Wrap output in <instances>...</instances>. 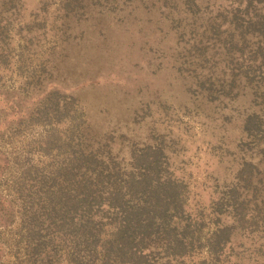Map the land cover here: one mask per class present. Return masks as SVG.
Returning a JSON list of instances; mask_svg holds the SVG:
<instances>
[{"label": "trees", "instance_id": "obj_1", "mask_svg": "<svg viewBox=\"0 0 264 264\" xmlns=\"http://www.w3.org/2000/svg\"><path fill=\"white\" fill-rule=\"evenodd\" d=\"M19 1L0 0V22ZM74 2L80 1L62 6L69 13ZM136 7L154 9L157 31L168 24L177 37L174 63L189 93L216 110L228 108L223 121L234 118L238 125L239 160L236 169L229 167L230 179L213 185L219 190L206 206L196 192L191 198L195 187L177 177L163 137L121 153L112 137L96 139L84 120H68L72 104L58 100L70 97L51 91L45 95L51 109L39 105L16 114L20 124L48 123L50 132L37 143L44 162L31 163L14 182V202L0 197V228H15L24 264H239L241 253L250 264H264V0H161L159 7ZM8 38L0 28V58ZM208 206L215 230L203 238ZM237 229L250 236L247 248L244 242L233 248ZM203 248L207 255L200 258ZM1 251L0 244L3 264Z\"/></svg>", "mask_w": 264, "mask_h": 264}, {"label": "rangeland", "instance_id": "obj_2", "mask_svg": "<svg viewBox=\"0 0 264 264\" xmlns=\"http://www.w3.org/2000/svg\"><path fill=\"white\" fill-rule=\"evenodd\" d=\"M63 1L20 0L0 22L9 35L0 58V161L9 164L0 165L6 169L0 170V197L14 202V182L22 169L44 162L37 143L50 132L48 123L20 124L16 114L35 112L39 105L51 109L45 95L58 91L70 97L58 100L72 104L68 120H84L96 139L112 137L121 153L163 137L177 177L189 181L195 187L191 198L196 192L207 206L219 190L213 185L222 186L230 179L229 167H237L238 125L234 118L223 121L230 117L228 108L216 110L189 93L174 63L177 37L168 24L157 31L154 9L136 7H159L161 0H79L69 13ZM205 217L202 233L208 238L215 230L209 206ZM16 232L0 228L3 264H24ZM249 237L237 229L233 248L237 242L247 248ZM234 249L232 257L241 250ZM206 255L203 248L198 257ZM245 256L238 257L250 264Z\"/></svg>", "mask_w": 264, "mask_h": 264}]
</instances>
